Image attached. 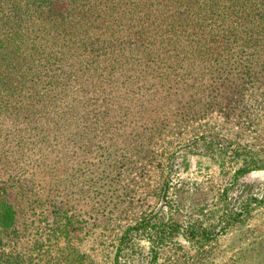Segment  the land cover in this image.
<instances>
[{
	"label": "trees",
	"instance_id": "trees-1",
	"mask_svg": "<svg viewBox=\"0 0 264 264\" xmlns=\"http://www.w3.org/2000/svg\"><path fill=\"white\" fill-rule=\"evenodd\" d=\"M196 74L204 82L197 83ZM253 82L264 85V0H0V246L16 223L14 206L2 196L12 175L2 161L9 149L28 157L56 128L82 135L79 148L93 140L102 149L120 142L115 151L138 155L144 149L134 145L133 131L146 122H132L154 110L160 113V103L173 100L174 85L190 96L195 91L238 95ZM115 128L127 130L124 139L115 136ZM250 161L237 166L233 182L264 168V160ZM44 165L40 161L24 168L27 177L10 189L27 207L20 214L26 220L23 234L31 232V203L72 199L49 183L36 182L38 173L42 177L54 168ZM53 207L52 245L66 234L70 219L61 206ZM133 228L145 229L144 219L123 232L116 261ZM163 230L174 233L180 227L158 228L148 264L158 258Z\"/></svg>",
	"mask_w": 264,
	"mask_h": 264
},
{
	"label": "rangeland",
	"instance_id": "rangeland-1",
	"mask_svg": "<svg viewBox=\"0 0 264 264\" xmlns=\"http://www.w3.org/2000/svg\"><path fill=\"white\" fill-rule=\"evenodd\" d=\"M195 77L204 82L199 74ZM174 86L173 100L165 98L160 113L131 120L139 126L146 122L133 131L134 145L144 149L138 155L115 151L120 142L102 149L93 140L79 148L82 135L56 128L28 157L7 151L3 168L12 175L2 196L14 206L16 223L0 246V264H148L157 230L168 224L180 231L163 230L155 264H264V168L233 182L243 160H264V85L253 82L238 95L195 91L192 96ZM211 96L219 101L210 102ZM114 130L119 140L125 138L127 130ZM40 161L45 170L51 164L54 168L42 177L38 173L36 182L49 183L72 199L31 203V232L23 234L26 220L20 214L27 207L11 188L27 177L24 168ZM54 205L70 219L66 234L52 245L48 234ZM40 213L47 218L39 220ZM143 219L146 230L130 229L131 241L116 261L121 235ZM192 228L210 237L191 234Z\"/></svg>",
	"mask_w": 264,
	"mask_h": 264
}]
</instances>
